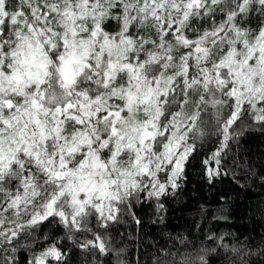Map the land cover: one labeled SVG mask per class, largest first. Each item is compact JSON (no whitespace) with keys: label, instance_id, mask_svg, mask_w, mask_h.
<instances>
[{"label":"snow or ice","instance_id":"snow-or-ice-1","mask_svg":"<svg viewBox=\"0 0 264 264\" xmlns=\"http://www.w3.org/2000/svg\"><path fill=\"white\" fill-rule=\"evenodd\" d=\"M254 129L264 0H0V264H129L120 228L147 207L163 223L198 148L222 137L203 164L226 175ZM149 247L151 264H264V237Z\"/></svg>","mask_w":264,"mask_h":264},{"label":"trees","instance_id":"trees-1","mask_svg":"<svg viewBox=\"0 0 264 264\" xmlns=\"http://www.w3.org/2000/svg\"><path fill=\"white\" fill-rule=\"evenodd\" d=\"M218 139L222 137L213 135L198 148L200 154L186 168L180 194L165 204L163 223L153 224L157 219L154 207H147L139 210L145 223L143 230L137 228L133 234L130 224L120 228L116 240L124 236L136 240L135 246L127 244L125 259L129 264H151L153 249L149 246L162 244L169 237L193 239L209 232L232 233L254 243L264 237V134L254 129L240 137L239 148L233 147L222 169L227 174L209 179L203 161L216 151ZM233 154L235 164L231 162ZM251 166L255 168L249 175L247 169ZM44 231L50 233V229Z\"/></svg>","mask_w":264,"mask_h":264}]
</instances>
